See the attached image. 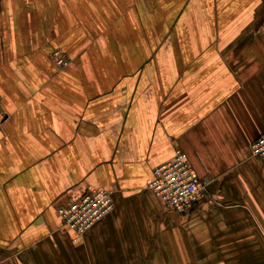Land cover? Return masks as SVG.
Returning a JSON list of instances; mask_svg holds the SVG:
<instances>
[{"label":"crops","instance_id":"obj_1","mask_svg":"<svg viewBox=\"0 0 264 264\" xmlns=\"http://www.w3.org/2000/svg\"><path fill=\"white\" fill-rule=\"evenodd\" d=\"M0 125V264H264V0H0ZM176 151L185 214L147 189ZM97 189L74 242L57 210Z\"/></svg>","mask_w":264,"mask_h":264},{"label":"built area","instance_id":"obj_2","mask_svg":"<svg viewBox=\"0 0 264 264\" xmlns=\"http://www.w3.org/2000/svg\"><path fill=\"white\" fill-rule=\"evenodd\" d=\"M50 61L60 70L66 69L70 63L60 49L51 52ZM249 150L251 156L258 159L264 169V134L254 139ZM147 189L174 212L185 214L205 197L206 182L193 170L187 155L176 151L171 160L153 168ZM113 207L112 193L97 189L69 198L65 205L58 208L57 213L62 226L71 232L75 242L84 239L92 227L106 217Z\"/></svg>","mask_w":264,"mask_h":264}]
</instances>
